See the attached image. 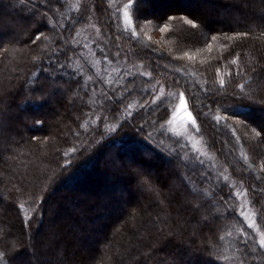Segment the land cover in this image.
I'll list each match as a JSON object with an SVG mask.
<instances>
[{"label":"trees","instance_id":"16d2710c","mask_svg":"<svg viewBox=\"0 0 264 264\" xmlns=\"http://www.w3.org/2000/svg\"><path fill=\"white\" fill-rule=\"evenodd\" d=\"M72 1L51 0L52 11H49L44 6L49 0H0V201L3 194L11 199L7 204L11 210L7 208L3 212L7 231L4 232L0 221V250L13 243L23 244V248L16 249L19 252L16 264H26L30 249L34 248L43 264H47L45 260L56 259V254H44L46 246L53 243L44 227L46 221L62 214L71 215L72 221L84 222L89 239L83 242L84 246L91 241L96 243L95 247L89 246L92 254L88 259L79 264H240L242 259L244 264H264V248L259 244L264 238V170L259 169L249 150L253 147L256 157H262L264 162L261 151L264 142L262 137L250 132L251 128L258 130L260 126L244 118L253 114L264 119V104H258L264 100V13L251 7L257 0H208L207 10L199 13L200 17L204 15L202 24L199 15L172 8L164 9L158 16L188 15L200 25L196 29L181 19L158 20L148 14L144 3L139 8V21L130 10L131 21L126 25L122 11L119 19L114 15L121 0L112 4L109 0H86L80 7L72 6ZM156 1L159 0H145V4L150 7ZM260 4L264 5V0ZM39 13H46L52 23L45 20L38 25ZM165 23L167 28L162 33H166L157 40L145 39L151 29H161ZM37 28L43 35L33 43ZM133 28L138 34L135 40L129 39ZM9 35L15 44L10 42ZM117 52H120L118 58L114 56ZM185 52L192 59L184 56ZM57 59L69 63L53 77L51 71L45 70L50 65L55 69ZM146 71L152 75H142ZM220 80H224L223 85ZM41 83L45 85L43 92L32 91ZM240 84L245 86L243 94L237 87ZM161 86L165 91L184 92L203 143L215 152V162L202 158L189 141L169 129L173 97H163L168 105L167 115L165 103L153 99ZM58 89L62 90L61 95L57 94ZM105 96L109 99L105 100ZM129 103L132 107L125 112ZM237 104L244 106L241 109L244 115L226 112V105ZM113 109L116 119H112ZM128 112L132 113L130 117ZM98 115L108 119L97 121ZM57 116L61 118L59 121ZM37 120L42 123H35ZM153 121L158 122L153 125ZM116 124L123 127L96 144L106 125ZM212 134L230 139V147L240 153L238 159H243L247 169H252L250 176L243 173L246 164L237 162L244 168L242 171L230 165L229 151L220 150ZM115 144L121 150L126 145H138L154 161L174 164L177 169L171 172L162 165L155 166L157 178L154 182L149 179L147 186L142 180L148 178L141 173L136 175V180L143 183L136 192L146 196L148 205L153 206L148 220L141 218L140 226L134 229L141 235L144 249L137 252L129 248L130 251L124 249L122 254L107 255L100 253L98 244L106 237L110 221L105 223V220L111 212L102 207L100 220L94 219L89 204H84L76 194L64 197L68 206L56 211L57 205H63L64 201L53 198L51 193L63 185L78 187V182L95 167L93 163L99 157L103 159L108 148ZM73 148L75 152L69 151ZM146 161L140 158V164L147 165ZM112 166L114 170L107 175L116 182H105L103 192H96L98 197L106 188L120 197L131 188L133 176L117 164ZM205 173L210 179H205L202 175ZM53 174L59 178L51 183ZM163 177L179 179V188L186 199L180 200L175 191L167 188ZM122 202L124 207L133 203L132 199ZM101 204L104 206L105 200ZM207 205L215 208L216 225H211L206 217ZM228 205L236 210L232 211ZM242 210L255 212L258 229L240 215ZM114 217L116 221L118 216ZM99 225L105 232L101 237L96 236ZM33 228V233L38 235L35 241ZM12 233L18 238L14 239ZM245 236L249 248L254 250L247 257L238 251ZM71 255L68 264H77L76 257Z\"/></svg>","mask_w":264,"mask_h":264},{"label":"rangeland","instance_id":"374dc122","mask_svg":"<svg viewBox=\"0 0 264 264\" xmlns=\"http://www.w3.org/2000/svg\"><path fill=\"white\" fill-rule=\"evenodd\" d=\"M72 1V0H71ZM86 3V0H73L71 2L72 6L75 7H80V3ZM84 3V4H85ZM14 5L17 6V3L14 2ZM148 7V14L151 16H155L158 17L159 14L166 8H172L173 10H182L184 13L190 14V15H199V13H201L200 11L204 12L207 10V8L209 7V3L208 0H159L156 1L154 4H152L150 7L148 6V4H145ZM256 12L258 13H264V5L260 4V0H257L256 3L252 4L251 6ZM211 14H213V12L211 11ZM220 16V15H219ZM199 18L201 22H203L204 19V15H199ZM145 24H149L148 22ZM148 26V25H145ZM166 32L161 31V29H151L150 32L147 33V35H145V39H154L157 40L159 37L162 36V34H164ZM13 36L9 35L8 39L10 40V42H12V44H15V40L14 38H12ZM15 41V42H14ZM57 94L61 95L62 94V90L58 89L56 90ZM172 94L171 96L169 94ZM160 94V91H159ZM158 94V95H159ZM179 93H173L171 91H165L163 89V97L164 98H168V97H173V109H172V116L171 119L169 121V129L172 131V129H178L180 130L183 134L179 135L181 136L183 139H186L187 141L190 142L191 146L194 148V151H196V153L198 152V154H200V156L202 158H205V160H207L208 162L213 161L215 162V155H214V150L207 148V146L203 143L202 140V136L201 133L199 131V126L198 123H196V125H191L190 123H188L186 121V117H187V112L184 111L183 108L180 107V100H179ZM157 95V96H158ZM163 98V99H164ZM186 98V97H185ZM170 101V100H169ZM171 102V101H170ZM51 103V102H50ZM69 105L71 104L70 101H68ZM187 106H188V110L191 111L190 106L188 104V101L186 100ZM243 103H247V102H243ZM257 102H255L254 105H256ZM260 104V103H258ZM50 105V104H49ZM47 105V106H49ZM262 104H260L259 106H261ZM46 106V107H47ZM173 113H175V115L173 116ZM193 115V113H192ZM194 116V115H193ZM246 119H250L252 121H254L256 124H258V126H264V119L260 118L257 119L253 116L250 115V117H245ZM61 118L59 116L56 117V121H59ZM198 129V131H197ZM252 129V128H251ZM208 130V129H207ZM259 131V129H258ZM173 132V131H172ZM252 132V131H250ZM174 133V132H173ZM253 134V133H252ZM214 135V140L216 142V145L218 146V148L221 150H223V152L229 151V160L228 162L230 163L231 166H236L237 170L242 171L244 170L243 167L239 166L238 163H243V159L242 161L240 160V158L238 159V157L240 156V153L237 154V151L234 152V150L232 149V147H230V139L228 137H226L225 135H216V134H212ZM225 136V137H224ZM249 139V138H248ZM251 142L253 141L250 138ZM262 140L264 142V137L262 136ZM186 141V142H187ZM248 143V144H247ZM219 144L221 145V147H219ZM261 147H263L262 143H259ZM246 145L250 148L251 146H249V142L246 141ZM127 146V145H126ZM124 146L123 150H121V147L118 145H114L111 146L109 149V151L106 153L105 157L102 159L100 157V161H98V163L96 164V166L93 168V170L89 171V173H87L85 175V177L83 178V180L81 182H78V187H85L88 186L89 188L87 190H82V191H86V192H98V190L100 192L102 191V187L104 186L105 182H116L115 178H110L108 177V172L110 170H114V167L112 165L117 164L120 169L124 168V172L128 173L130 176H133V180L132 182H130L131 184V188L129 190V192H127L125 194V198H124V202H128L129 200L132 199V204L130 206H126L122 208V198L120 197L119 193H113V190H108V188H106V190H104L103 195L101 196L102 198H100V203H97V206L95 207V209L93 207H91L90 212L92 213H100L101 209H102V200H105V205L104 208L107 211H110L111 214L115 213V212H119L117 213L116 216L117 220H109L106 219L105 223H107L108 221H110V225L108 226V232L106 233V237L102 238V240H100V243L98 244L101 249L100 253L104 254L103 252H105V254H111L114 255L116 253L122 254L123 250L126 249V252L130 251L129 248H133L134 251L140 252V250L144 249V246H142V237L141 235H137L138 232H134V229L140 226V220L141 218L144 220H148V216L150 215V213L153 210V206H149L148 205V199H145L144 195L142 194H138L139 189H141V184L144 183V185H148L149 179L154 182L155 179L157 178V173L155 171V166L157 167V165H162L163 168L166 167V169H169L171 172L175 171L177 168L174 164L171 163H161V162H157L154 161L153 158L148 155V152H145V150L142 147H139L138 145H131L126 147ZM260 147V148H261ZM225 148V151H224ZM252 152L253 155V159L255 160V162L257 163V165L259 166V169L264 170V168L261 167L262 164H264V162L262 161V157H256V152L253 150V147L249 149ZM254 151V152H253ZM261 151L264 152V147L261 149ZM150 156V157H149ZM145 158L147 159L146 164L147 165H143L140 164V158ZM228 159V158H227ZM153 160V161H150ZM238 162V163H237ZM156 164V165H155ZM245 162L242 164L243 166H245ZM246 169H247V164H246ZM251 168L247 169L246 172L243 171V173L245 174L246 177L250 176L249 172H251ZM123 171V170H121ZM141 173L144 176H146L148 178L147 179H143L142 182H138L137 178H136V173ZM178 172V171H177ZM108 174V175H107ZM140 175V174H139ZM183 178H185L183 176ZM137 179V180H136ZM163 179H166V187L169 188L172 191H175L177 193V195L180 197V200H184L186 199V195L181 192L179 186V179L177 180H172V179H167L166 177H163ZM185 180L189 183V185H193L192 182H190L187 178H185ZM161 181H158V184ZM68 186H66V188H61L58 191H56L55 195L52 196L53 198H58V199H62L64 201L63 205H57L56 207V211L61 210L63 211L65 207H67L68 205L66 204L68 199H64V197H68L70 196L71 192H76L79 190H73V191H69L70 187L67 188ZM190 190H191V194H193L192 192H194L192 189V186H190ZM101 189V190H100ZM81 192V191H80ZM85 192V193H86ZM82 193V192H81ZM194 195V194H193ZM82 196H84L85 198H88V196L90 195H85L82 193ZM197 197V196H195ZM145 199V200H144ZM245 199V198H244ZM247 200V198H246ZM11 199L6 195L3 194L2 199L0 201V221H2L3 223V227H4V232L8 230V228L6 227V222L7 220L4 218L5 217V213H3L4 211L6 212V209L10 207L8 206L10 204ZM200 201V200H199ZM198 201V202H199ZM8 204V205H7ZM46 205V204H45ZM47 206V205H46ZM45 206V207H46ZM121 206V208H120ZM250 206V205H249ZM205 212H206V217L208 218L209 222L212 223L211 225H216L215 221H214V211L215 208H213L212 206H206L205 207ZM255 213V212H254ZM254 213L252 211L251 214H249L250 220H248L249 224L250 221L252 224L255 225V229H258L257 223H256V218L254 217ZM62 216V217H61ZM61 216L59 217H55L50 220V221H46L45 224V230H47V236L49 237V239L51 240L52 245L46 246L45 250L46 252L44 254H56L57 257L56 259H49V260H45L47 261V264H68L70 262V257L72 256L71 254H74V256L76 257V261L77 264L79 263H84L86 258L88 259V256H90L91 253V248L92 245L93 247H95L96 243H94L93 241L89 242L88 246H84L83 242L84 241H88L86 239V235L85 233V224L82 220L79 219H75V221H72L71 215H67V216H63L61 214ZM146 218V219H145ZM10 221H12V217L9 218ZM101 224V223H100ZM109 224V223H108ZM102 226V225H101ZM99 225L98 227V233L96 234V236H103L102 234H104V230L102 229ZM130 230V233H128V230ZM44 230V229H43ZM107 231V229H105ZM34 228L31 230V234L32 237L34 238L33 241L37 240V236L35 235V233H33ZM103 231V232H102ZM260 233V235H262L261 233H263L261 230L258 231ZM100 233V234H99ZM12 236L14 237V239H17L18 237L16 236V234L14 235V233H12ZM85 238V239H84ZM88 238V237H87ZM31 241V240H30ZM33 241H31L33 243ZM71 243V244H70ZM70 244V245H69ZM19 246V247H18ZM18 246H16V249L19 250L20 247H24L23 244H19ZM90 246V247H89ZM140 248V249H138ZM66 249V250H65ZM44 250V251H45ZM71 250V252H69ZM30 251L32 252V256H30L29 259H31L33 261V264H37V256L39 257V264H43L42 259H40V256L37 253L36 248H34V250L30 249ZM30 252V253H31ZM21 257V256H20ZM73 257V256H72ZM21 259V258H20ZM20 264H23L20 262Z\"/></svg>","mask_w":264,"mask_h":264},{"label":"snow or ice","instance_id":"6c2138e0","mask_svg":"<svg viewBox=\"0 0 264 264\" xmlns=\"http://www.w3.org/2000/svg\"><path fill=\"white\" fill-rule=\"evenodd\" d=\"M116 0H109V3L112 4V3H115ZM145 2V0H126V2H123V0H121V3L118 4L117 8H116V11L114 13V15L117 17V19L120 18V14H121V11L123 13V19H124V23L127 25L128 23H130L131 21V13H130V10L131 12H134L136 14V17H137V21H139V8H140V5L143 4ZM46 7L49 8V11H52V4H51V0H49L48 4L44 5ZM35 7V6H34ZM39 17L40 19H37L36 20V23L39 25L41 24L43 21H47V23L51 24L52 23V20L50 18L47 17V14L46 13H39ZM158 20H166V21H173L175 19H181L183 20L187 25L191 26L193 29H196L198 28L200 25H198L197 23V20L196 19H190L188 15H182V16H173V15H168L167 13L164 14L163 17H157ZM202 24V22H201ZM167 28V24L165 23L163 26H161V31H165ZM35 40H33L32 42L35 43L36 41L40 40L43 33H41L39 31V28L36 29L35 33ZM242 35H247V33H243ZM216 37L213 36V39H215ZM61 40H63V36L60 37ZM129 39H132V40H135V39H138V34L137 32L135 31V29L133 28L130 33H129ZM211 46L209 45V48ZM55 50H58V49H54ZM114 56L116 58H118L120 56V52H117L114 54ZM184 56H187L189 59H192L191 56H189V54L187 52L184 53ZM33 59H38L37 57H33ZM48 59H52L51 57H48ZM104 59L107 60L108 57L107 55L104 56ZM57 67L55 69H53L51 67V65L49 66V69H46L45 71H51L53 77L55 76V74L57 72H62L64 67H65V64L66 63H69V61H65V63H60V61L57 59L55 61ZM130 75V74H129ZM142 75L144 76H151L152 73L151 72H143ZM88 79H91V77H89ZM220 84L223 85L224 84V80H220ZM45 85L44 83H41L38 85L37 88H34L32 89V91H41L43 92V89H44ZM238 88L241 89V94H243V89H244V85L243 84H240L237 86ZM128 89L127 87H125L124 91L126 92ZM123 94V93H122ZM170 96L172 95L171 93L169 94ZM179 100H180V107L184 109L185 112H187V117H186V121L188 123H190L191 125H196L197 121H196V117L192 115L191 111L188 110V106H187V103H186V98H185V95H184V92H179ZM249 99H253L251 96L248 97ZM109 99V97L105 96V100ZM153 99H160L161 100V103H165L164 99H163V86H161V90H160V94L158 96H154ZM259 103L261 104H264V100H261L259 101ZM132 107V104L129 103L126 108H125V112H127V109L131 108ZM244 106L243 105H226L225 106V110L226 112L227 111H231L234 113V115L236 116H239V115H244L245 113L241 110ZM167 109H168V105L167 103H165V115H167ZM104 109L103 107L101 108V113H103ZM113 116H112V119H116V110L113 109ZM132 115L131 112H128L127 113V117H130ZM175 115V113H173V116ZM127 117L124 118V123H127L128 122V119ZM108 117L107 116H96V120L97 121H102V120H107ZM219 120V117L217 118ZM158 121H153L152 124H156ZM35 123L37 124H41L42 121H35ZM240 123H244L243 121H240ZM245 127H248L247 124H244ZM81 127H84V125H81ZM123 127V124H116V125H113V126H107L106 125V130L100 134V137L98 140H96V144H100L102 142H104L106 140V138H108L110 136L111 133H114L116 132L119 128ZM142 127V126H141ZM164 127L163 124L160 125V129H162ZM160 129H155L154 128V131H159ZM140 128L137 129V131H139ZM172 131L176 134V135H182L183 133L178 130V129H172ZM198 131V129H197ZM253 135L255 137H262L264 136V126H260L259 128V131L256 129V128H252L251 129ZM76 135L78 136L79 133H76ZM149 136H152V133L149 132L148 133ZM33 139H36L35 137H33ZM161 144H163V141L160 142ZM178 147L181 149V151L183 150L182 146L178 145ZM69 151L71 152H75L76 149L73 148V149H70ZM173 152H175L176 150L173 149L172 150ZM65 156L68 155V153L66 152L64 154ZM66 164H69L68 161H65ZM200 163L202 164L203 162L200 161ZM262 168H264V164L261 165ZM137 175H139L140 173H136ZM204 175L205 179H210L209 176H207V174H202ZM59 177L56 175V174H53L52 177H50V181L51 183H54ZM225 179H227L225 177ZM51 185H49V188H50ZM237 195H242L241 193H237ZM42 203V201L40 202ZM228 208H231L232 211H235L236 209L232 208L231 205H228ZM241 208H245L244 205H241ZM197 211H199V207L196 208ZM240 215L241 216H244L246 220H250V217H249V213L247 211H240ZM41 218H42V214H41ZM250 226L252 227H255L254 224L251 223L250 221ZM34 239V238H33ZM259 244L261 246V248H264V238H261L260 241H259ZM33 247H35V245L33 244L32 245ZM245 249H248L247 251H245ZM25 250H27L25 248ZM238 251L240 252V254L243 256V257H247L249 256L250 254H252V252L254 251L253 249L249 248V244H248V237L245 236L244 238V241H243V247L238 249ZM19 255V252L16 251V245L15 243H13L10 247L4 249V250H0V264H16V257ZM30 256L34 255L32 253L29 254ZM224 259H226V257H223ZM37 264H39V257L37 256ZM26 264H33V261L31 259H29ZM240 264H244V260L242 259Z\"/></svg>","mask_w":264,"mask_h":264},{"label":"bare ground","instance_id":"6f19581e","mask_svg":"<svg viewBox=\"0 0 264 264\" xmlns=\"http://www.w3.org/2000/svg\"><path fill=\"white\" fill-rule=\"evenodd\" d=\"M98 161H100V157H99V159H98ZM98 161L96 160L94 163H93V166H96V164L98 163ZM124 182V181H123ZM125 182H127V181H125ZM123 186V183H122V185H121V187ZM66 188V186H61V188ZM60 188V189H61ZM67 188H69V187H67ZM79 190V191H76V192H71L70 194H76L79 198H80V200L81 199H83V201H84V204H89V206L90 207H93L94 209H95V207L97 206V203L99 202L100 203V198H102L100 195H99V197L97 196V194H96V192L95 191H93L94 193H92V192H86V191H82L83 189L82 188H79V187H75V188H70V190L69 191H73V190ZM59 189H56V190H54L52 193H51V195L52 196H54L55 195V193H56V191H58ZM130 190V189H129ZM129 190H128V192H129ZM83 194H85V195H90V196H88V198H85L84 196H82V193ZM86 192V193H85ZM121 200H123L124 198H125V195H122L121 194ZM124 201V200H123ZM120 208H121V206H120ZM122 208H123V206H122ZM103 209H105L104 208V206H103ZM117 213H119L118 211L117 212H115V213H113V214H110L109 216H108V218L107 219H109V220H111L112 219V217H114L115 215H117ZM99 213H92V215L94 216V219H96V220H100V218H99V215H98ZM101 222V221H100Z\"/></svg>","mask_w":264,"mask_h":264}]
</instances>
